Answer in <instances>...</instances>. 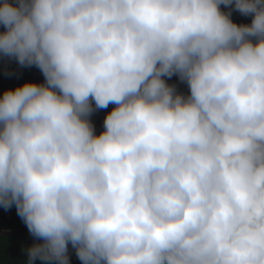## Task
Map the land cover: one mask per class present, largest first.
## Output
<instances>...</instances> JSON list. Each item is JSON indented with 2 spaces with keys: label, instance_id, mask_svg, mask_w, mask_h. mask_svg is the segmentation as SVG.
Masks as SVG:
<instances>
[{
  "label": "clouds",
  "instance_id": "obj_1",
  "mask_svg": "<svg viewBox=\"0 0 264 264\" xmlns=\"http://www.w3.org/2000/svg\"><path fill=\"white\" fill-rule=\"evenodd\" d=\"M0 25L44 78L0 95L18 264H264V0H2Z\"/></svg>",
  "mask_w": 264,
  "mask_h": 264
},
{
  "label": "trees",
  "instance_id": "obj_2",
  "mask_svg": "<svg viewBox=\"0 0 264 264\" xmlns=\"http://www.w3.org/2000/svg\"><path fill=\"white\" fill-rule=\"evenodd\" d=\"M2 2V0H0ZM223 8V6H221ZM232 19L236 23H251V16L244 17L238 12H233ZM3 26L0 25V31ZM12 70L11 75L5 73V68ZM43 75L40 70L35 67L19 68L15 62L8 63L3 58H0V95L7 88H13L25 80L43 81ZM177 82L178 78L173 76L169 81ZM181 90L187 91L185 84H179ZM114 105L109 104L106 109H99L92 114V120L96 126V131L99 133L103 129V120L105 115ZM27 227L21 218L17 215L15 206L10 209H5L0 205V230H26ZM33 242V237L29 232H20L14 235L0 236V264H18V262H26L25 250L28 245ZM71 264H81L76 257L74 250L69 245ZM37 264H40L37 261Z\"/></svg>",
  "mask_w": 264,
  "mask_h": 264
},
{
  "label": "water",
  "instance_id": "obj_3",
  "mask_svg": "<svg viewBox=\"0 0 264 264\" xmlns=\"http://www.w3.org/2000/svg\"><path fill=\"white\" fill-rule=\"evenodd\" d=\"M20 232H29L28 229L26 230H0V236H6V235H14Z\"/></svg>",
  "mask_w": 264,
  "mask_h": 264
}]
</instances>
